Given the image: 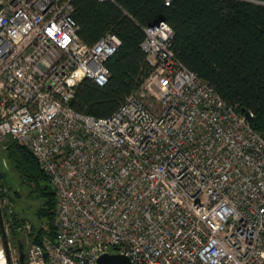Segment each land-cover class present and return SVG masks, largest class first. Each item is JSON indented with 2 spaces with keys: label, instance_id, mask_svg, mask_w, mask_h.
Listing matches in <instances>:
<instances>
[{
  "label": "built area",
  "instance_id": "1",
  "mask_svg": "<svg viewBox=\"0 0 264 264\" xmlns=\"http://www.w3.org/2000/svg\"><path fill=\"white\" fill-rule=\"evenodd\" d=\"M74 1L0 0V152L27 147L58 197L57 236L27 264H264V138L183 64L163 20L145 28L142 87L109 117L77 112V87L107 85L122 42H83Z\"/></svg>",
  "mask_w": 264,
  "mask_h": 264
},
{
  "label": "trees",
  "instance_id": "2",
  "mask_svg": "<svg viewBox=\"0 0 264 264\" xmlns=\"http://www.w3.org/2000/svg\"><path fill=\"white\" fill-rule=\"evenodd\" d=\"M73 17L83 42L93 45L109 31L122 42L107 63L108 84L100 87L87 79L77 87L72 102L77 112L109 117L142 87L153 71L141 47L145 28L163 20L174 30L173 49L183 64L239 113L245 109L253 114L251 125L264 138V5L242 0H172L169 5L166 0H75ZM5 150L31 196L43 201L33 241L55 239L58 197L51 178L14 139ZM12 216L16 220V213Z\"/></svg>",
  "mask_w": 264,
  "mask_h": 264
},
{
  "label": "rangeland",
  "instance_id": "3",
  "mask_svg": "<svg viewBox=\"0 0 264 264\" xmlns=\"http://www.w3.org/2000/svg\"><path fill=\"white\" fill-rule=\"evenodd\" d=\"M0 174L3 176L2 187L8 189L9 204L12 205L13 212L16 213V220L8 213L3 216L6 240L0 226V250L5 257V264H16L15 259L19 260L18 240L24 244L26 251L33 243V234L40 227L36 212L40 209L43 201L31 196L30 188L22 183L20 176L12 168L6 150L0 152ZM16 221L20 223L19 226L15 224ZM6 243L9 260L6 254Z\"/></svg>",
  "mask_w": 264,
  "mask_h": 264
},
{
  "label": "water",
  "instance_id": "4",
  "mask_svg": "<svg viewBox=\"0 0 264 264\" xmlns=\"http://www.w3.org/2000/svg\"><path fill=\"white\" fill-rule=\"evenodd\" d=\"M242 1H247L251 3H256V4H261L264 5V3L256 2V1H250V0H242ZM162 21L159 20L152 24L151 26L158 25V23ZM241 113H243L250 121H252L253 116L251 115L250 112L246 111L245 109L241 110ZM0 226L2 230L3 237L6 240V235L4 231V226H3V214L2 210L0 208ZM6 249H7V259L9 260V250L7 247L6 243ZM18 249H19V254H20V264H27L26 258H27V251L25 249L24 244L21 242V240H18ZM99 264H133L131 259L125 255L121 254H104L99 258Z\"/></svg>",
  "mask_w": 264,
  "mask_h": 264
},
{
  "label": "bare ground",
  "instance_id": "5",
  "mask_svg": "<svg viewBox=\"0 0 264 264\" xmlns=\"http://www.w3.org/2000/svg\"><path fill=\"white\" fill-rule=\"evenodd\" d=\"M0 264H5V257L1 250H0Z\"/></svg>",
  "mask_w": 264,
  "mask_h": 264
}]
</instances>
